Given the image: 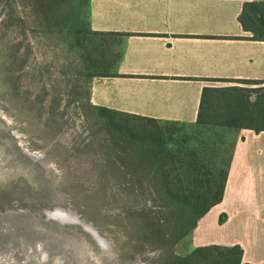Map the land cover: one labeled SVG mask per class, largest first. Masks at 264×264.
<instances>
[{
    "label": "rangeland",
    "instance_id": "374dc122",
    "mask_svg": "<svg viewBox=\"0 0 264 264\" xmlns=\"http://www.w3.org/2000/svg\"><path fill=\"white\" fill-rule=\"evenodd\" d=\"M73 1L0 0V264H173L189 255L192 234L174 244V229L190 228L197 211L185 213L161 196L160 182L146 173L151 165L128 153L138 143L123 149L92 108V76L107 73L112 58L87 29L85 5ZM163 128L165 149L186 163L196 154L202 166L196 170L219 186L233 136L197 126ZM131 132L142 139L153 134L152 128ZM186 163L176 167L196 200L204 179ZM122 165L145 172L127 174ZM124 187L144 188L146 198L129 197ZM57 208L91 225L109 252L82 224L48 218ZM141 210L163 226L169 246L152 243L163 240L154 229L145 232L150 239L143 236L132 213Z\"/></svg>",
    "mask_w": 264,
    "mask_h": 264
},
{
    "label": "crops",
    "instance_id": "0c3cea01",
    "mask_svg": "<svg viewBox=\"0 0 264 264\" xmlns=\"http://www.w3.org/2000/svg\"><path fill=\"white\" fill-rule=\"evenodd\" d=\"M248 2L74 0L73 5H85L87 29L99 34V50L112 58L107 73L91 79L93 108L162 127L197 126L233 136L223 199L199 219L189 254L240 247V264H264V131L198 121L205 88L241 87L237 84L248 80L264 87V38L251 31L258 23L246 29L240 20Z\"/></svg>",
    "mask_w": 264,
    "mask_h": 264
},
{
    "label": "trees",
    "instance_id": "16d2710c",
    "mask_svg": "<svg viewBox=\"0 0 264 264\" xmlns=\"http://www.w3.org/2000/svg\"><path fill=\"white\" fill-rule=\"evenodd\" d=\"M240 20L246 29L252 28L253 25L255 26L258 23V30L254 29L251 31L255 33L254 37L264 38V0H251V2L246 3ZM248 23H250V27H248ZM113 36L117 39L121 34L114 33ZM241 83L259 84V82L249 80L242 81ZM254 96L255 100H252ZM93 109L99 112L103 119V124H106L118 135L114 139L124 145L123 149H130V146H133L131 144L129 145L128 142L131 143L134 141L138 143L136 145L138 150L134 151L133 154H131L132 151L128 153L137 159L136 163L151 165L152 168L146 170V173L153 175L151 181L160 182V184L156 185L155 189L158 190L161 196H165L168 202L181 204L180 206L183 207L185 213L196 209L197 216L190 228L185 230L179 228L174 229V244L188 234H191L196 228L199 219L205 216L212 207L222 201L228 175L227 170L221 175V183L217 186L213 184L214 179L207 178V174L201 170L202 166L200 167V161L196 154H192L189 163H186L178 154H173L171 151L165 149V144L161 140L163 134L162 129H164L161 125L154 123L150 119L125 113ZM198 121L199 124L205 127L248 128L256 132L264 131V87L256 89L246 87L205 88ZM138 127L142 129L152 128L153 134L147 137V139H142L131 132L132 129ZM184 163L190 168L192 167L193 172L197 167L201 168L196 170L198 171L196 177L198 179H204L203 186L205 188L201 194H197L196 200H190V188L184 185L183 173L176 167ZM157 165L159 166L158 168ZM124 166L126 165H122L120 168H123L122 172H126L127 174L145 172ZM126 169L127 171H124ZM123 190L129 197L135 196L134 199L136 200L140 197L146 198L144 188L124 187ZM135 192L139 195L135 194ZM209 196L213 197L211 201H208L206 198ZM132 213L138 215L137 220L142 227L141 232L146 239H150L145 234L146 230L148 228L154 229V231L161 232L163 240H156L152 243L159 247H167L170 245L165 240V234L163 235L161 230L163 226L157 224V222L155 223V220L147 211H133ZM241 254L242 250L240 247L225 250H220L218 247H205L195 250L184 258L179 256L174 257L173 264H240Z\"/></svg>",
    "mask_w": 264,
    "mask_h": 264
},
{
    "label": "bare ground",
    "instance_id": "6f19581e",
    "mask_svg": "<svg viewBox=\"0 0 264 264\" xmlns=\"http://www.w3.org/2000/svg\"><path fill=\"white\" fill-rule=\"evenodd\" d=\"M47 215L48 218L50 219H55L61 223H80L84 226V228H86L88 231H90L94 236H96L97 240L100 242L104 253L109 252V242L102 238L96 231L95 229L89 225L86 224L85 222H83L82 220H80L76 214H74L71 211H67L65 209L62 208H57L54 211H47ZM2 259L0 258V261Z\"/></svg>",
    "mask_w": 264,
    "mask_h": 264
},
{
    "label": "water",
    "instance_id": "95a60500",
    "mask_svg": "<svg viewBox=\"0 0 264 264\" xmlns=\"http://www.w3.org/2000/svg\"><path fill=\"white\" fill-rule=\"evenodd\" d=\"M45 214V213H44ZM46 216V215H45ZM56 221V220H55ZM58 222V221H57ZM59 223H61V222H59ZM94 237V236H93ZM95 238V237H94ZM96 239V238H95ZM97 241V240H96Z\"/></svg>",
    "mask_w": 264,
    "mask_h": 264
}]
</instances>
